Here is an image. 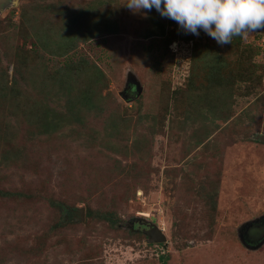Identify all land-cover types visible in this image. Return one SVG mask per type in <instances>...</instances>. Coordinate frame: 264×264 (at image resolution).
<instances>
[{"label":"rangeland","instance_id":"obj_1","mask_svg":"<svg viewBox=\"0 0 264 264\" xmlns=\"http://www.w3.org/2000/svg\"><path fill=\"white\" fill-rule=\"evenodd\" d=\"M124 2L0 11V264H264V242L239 237L264 216V32L218 47ZM70 61L79 102L67 105L49 76ZM94 65L105 85L85 103ZM205 66L222 70L210 81ZM127 74L140 92L130 84L124 100ZM96 211L114 212L116 227ZM139 220L166 243L129 228Z\"/></svg>","mask_w":264,"mask_h":264},{"label":"clouds","instance_id":"obj_2","mask_svg":"<svg viewBox=\"0 0 264 264\" xmlns=\"http://www.w3.org/2000/svg\"><path fill=\"white\" fill-rule=\"evenodd\" d=\"M123 5L145 14L155 9L185 34L199 36L203 31L218 47L231 44L235 36L264 30V0H125Z\"/></svg>","mask_w":264,"mask_h":264},{"label":"trees","instance_id":"obj_3","mask_svg":"<svg viewBox=\"0 0 264 264\" xmlns=\"http://www.w3.org/2000/svg\"><path fill=\"white\" fill-rule=\"evenodd\" d=\"M262 31L264 32V30H262ZM240 41H241V37L235 36L232 38L231 44L225 45V46L227 48H231V47L237 48V47L241 46ZM66 42L70 43V40L66 41ZM69 43H66L64 45L63 50L51 51V53L56 54V55H64L66 53L67 49H69V47L71 45ZM214 44L217 46V44L215 42H214ZM211 52H214V51L212 49L206 50V56L208 57V55H211ZM214 56H215L213 59L214 63L218 64V62L221 60V58L218 54H215ZM70 63H71V61L68 62L66 64V66L64 65L63 67H61V64H60L59 68L49 76V81L54 83L58 87L61 94L63 93V95H66L68 97L67 98L68 100L64 101V102L68 103L67 105H72V104H75V102H79V101H77V100H79V98H77V97L74 98V97H71V95H70V93H72L71 88H70V80H71L72 74H70L71 70L67 68L68 67L67 65L69 64V66H70ZM204 70L205 71L207 70L206 73H207L208 79H210V81H211L213 78L212 74L216 75V73H218L222 69L216 68L214 66H207V67L205 66ZM90 75L92 78L91 84L93 85V88L87 89V91H85L83 93L80 92V94H79L81 96V98H84L85 103H89L90 97L94 96V95H92V92H94L97 96L101 92V90H102L101 88H104V85H105L102 82V78L105 76L95 65L92 67ZM44 81H48V79H44ZM49 86H50V83L46 84V88H44V94H46L48 96L51 95L52 93H55V92L49 90ZM48 106H50V103L46 100V107L47 108H44V118L49 117V118H47V120H49V121L46 122V124H47V127L50 128V127H53L52 123H53V116H54L55 111L52 109H49ZM4 155H7V151L4 152ZM0 195H5V194L0 192ZM57 206L60 210H62V209L65 210V207H63V205H57ZM91 216L98 221L106 222L110 228H115L116 225L118 224V220H117L114 212H108V211H101V212L99 211L98 212V211H96ZM59 225H61L60 221L58 222L57 226H59ZM129 226H130V223H129ZM136 227L137 226L135 225V228ZM159 244H163V243H159ZM167 261H168L167 255L164 254V255L159 256L160 264H166Z\"/></svg>","mask_w":264,"mask_h":264},{"label":"water","instance_id":"obj_4","mask_svg":"<svg viewBox=\"0 0 264 264\" xmlns=\"http://www.w3.org/2000/svg\"><path fill=\"white\" fill-rule=\"evenodd\" d=\"M9 0H0V11H2V9L4 8V6L8 3ZM133 85L134 86V91L136 93L140 92V87L138 85V82L135 80L134 76H131V74H127V80H126V86L124 88V90L120 93V96L125 100L126 96V90L129 87V85ZM78 216H79V220L82 221L84 218V212L83 209H79L78 211ZM255 223V222H253ZM253 223H247L243 226V228L240 230L239 232V237L240 240L243 244H245L246 246H248L249 248L251 246H249V244H247V239L245 236V233L247 230L251 229V228H260L262 226H264V216L260 217L259 221H257L258 226L257 227H252L251 225H253ZM147 236L148 239H146V242L148 244H159V243H166V237L165 235L162 233V230L158 229L156 226H150L149 225V230L144 232ZM244 233V234H243ZM264 242V233L262 234V236L257 240L256 245L253 247H251V249H256L259 248V246Z\"/></svg>","mask_w":264,"mask_h":264},{"label":"flooded vegetation","instance_id":"obj_5","mask_svg":"<svg viewBox=\"0 0 264 264\" xmlns=\"http://www.w3.org/2000/svg\"><path fill=\"white\" fill-rule=\"evenodd\" d=\"M68 214H71V212H68ZM138 223L136 224H131L129 226L130 227H133L135 228V225L137 226L136 228L137 229H141L142 232H146L149 230V224H146L142 221H136ZM264 233V226L260 227V228H251L249 230L246 231L245 233V236H246V239H247V244H249V246H255L256 243H257V240L262 236V234ZM248 247V246H247ZM250 247V248H251Z\"/></svg>","mask_w":264,"mask_h":264}]
</instances>
